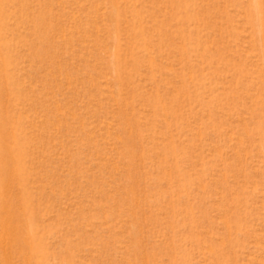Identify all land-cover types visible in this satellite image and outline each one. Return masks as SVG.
<instances>
[{
  "label": "rangeland",
  "instance_id": "1",
  "mask_svg": "<svg viewBox=\"0 0 264 264\" xmlns=\"http://www.w3.org/2000/svg\"><path fill=\"white\" fill-rule=\"evenodd\" d=\"M0 264H264V0H0Z\"/></svg>",
  "mask_w": 264,
  "mask_h": 264
},
{
  "label": "bare ground",
  "instance_id": "2",
  "mask_svg": "<svg viewBox=\"0 0 264 264\" xmlns=\"http://www.w3.org/2000/svg\"><path fill=\"white\" fill-rule=\"evenodd\" d=\"M9 158H10V156L8 158H4L5 161H3L1 166H0V181L4 178L5 173H8L9 168H11L13 166V160H11Z\"/></svg>",
  "mask_w": 264,
  "mask_h": 264
}]
</instances>
